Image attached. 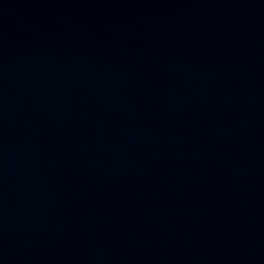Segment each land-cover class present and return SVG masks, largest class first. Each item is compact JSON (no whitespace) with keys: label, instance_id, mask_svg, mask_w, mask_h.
Masks as SVG:
<instances>
[{"label":"water","instance_id":"1","mask_svg":"<svg viewBox=\"0 0 264 264\" xmlns=\"http://www.w3.org/2000/svg\"><path fill=\"white\" fill-rule=\"evenodd\" d=\"M0 264H264V0H0Z\"/></svg>","mask_w":264,"mask_h":264}]
</instances>
